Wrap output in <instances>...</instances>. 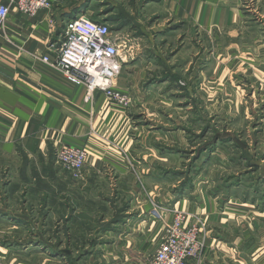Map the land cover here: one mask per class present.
Instances as JSON below:
<instances>
[{"label":"crops","instance_id":"obj_1","mask_svg":"<svg viewBox=\"0 0 264 264\" xmlns=\"http://www.w3.org/2000/svg\"><path fill=\"white\" fill-rule=\"evenodd\" d=\"M79 16L108 21L121 39L132 38L114 84L134 98L133 109L119 107L100 90L87 100L85 86L41 60L56 57L64 20ZM232 80L246 82L234 84L237 92L264 100V0H52L34 17L12 5L0 31V223H52V237L32 232L24 239L33 242L29 251L50 253L65 264H81L97 249L103 256L151 257L146 245L157 244L163 229L150 213L159 202L208 217L200 264H264V188L251 196V187L238 183L242 194L226 199L172 195L156 201L163 188L150 187L152 195L142 196L130 163L155 176L153 161L173 159L166 147L188 143L189 115L197 123L205 119L199 103L205 82L217 89ZM155 97L171 106L166 119H150L145 125L151 129L142 135L138 116L142 107L153 108L148 116L158 113ZM189 98L193 115L187 114ZM174 108L181 109L182 120L174 118ZM63 144L88 148L81 178L56 163ZM143 144L157 147L143 153ZM258 160L264 172V155ZM114 192L120 194L119 208L110 204ZM113 234L124 237L120 248L113 247ZM21 250L0 245L9 264L22 263L15 254Z\"/></svg>","mask_w":264,"mask_h":264},{"label":"rangeland","instance_id":"obj_2","mask_svg":"<svg viewBox=\"0 0 264 264\" xmlns=\"http://www.w3.org/2000/svg\"><path fill=\"white\" fill-rule=\"evenodd\" d=\"M243 4L244 7L248 5L245 3ZM252 9H256V6L254 5ZM122 40L124 43L126 42L124 51L126 49L130 50L132 38L122 37ZM205 83L207 92L205 97L199 98V103L202 106V113L205 119L197 123L194 122L189 115L190 129L186 132L188 143L186 145H168L166 147L169 153L172 154V156L174 155L173 159L167 161H153V164L158 167V173H155V176L152 175L149 177L138 170L139 166L137 162H130L133 166L130 165L133 174H135V180L141 188L142 196H147V194L152 195L149 189L156 185L163 188V193L161 195L154 196L156 201H160L161 199L166 200L172 195L175 196V198L185 196L187 201H190L196 196H207L208 194L210 197L218 196L219 198L226 199L232 193L237 192L238 194H242L247 187H251V189H249L251 196H260L258 195L260 189L262 190L264 188V172L262 166L257 167V165L258 163L262 164L258 159L264 155V144L262 142L264 139V130L262 129L264 125V100L262 97L248 96V91L246 90L237 92L234 84L245 86L246 82H241L239 80L223 81L220 85L218 84L219 86L217 89H212L209 84L210 82L207 81ZM123 92L128 94L131 98V105L125 109H129L130 107L133 109L134 98L128 92ZM169 99L172 98L165 97L164 100L167 102ZM184 99L185 98L178 100V103L172 104V107H179V102H182ZM145 101H149V99ZM168 102L169 103H164L160 98L155 97L153 104H155L156 108L159 106L160 108L158 113L152 116H148V113L149 111L151 112L153 108L150 109V106L149 108L142 107L141 110L144 114L138 116V121L143 125L142 135L147 133L145 132L147 128L148 130L151 129L149 125H145L150 122V119L153 121L159 119L163 121L166 119L167 107L171 106V102ZM187 102H189V104L186 105L187 108L188 106L190 107L187 109L188 114L194 111L191 109L194 102L192 98H189ZM149 104L151 105V103ZM180 110L181 109L174 108L173 116L177 118V120H182V113H180ZM190 114L193 115L194 112ZM204 126L205 129L202 132ZM153 147L156 148L157 146L143 144L141 149L143 153H145L144 151H148L147 149L152 150L154 149ZM163 148L162 150H164ZM256 157H258V159H256ZM149 158L150 157H148V159ZM247 158L254 159L252 165L247 163ZM140 163L142 165L144 162L142 161ZM59 166L61 165L59 164ZM62 168L65 169L64 167ZM72 175L75 178L73 173ZM78 178H81V176ZM238 183L243 185L242 188L244 189L235 186V184L237 185ZM109 198L111 206L117 207L118 205L119 208L120 194L117 192L109 193ZM158 203L159 202H157V204ZM194 214L202 217L208 227V217L206 218L200 212H194ZM98 225L100 224H96L94 227L98 228ZM15 226L16 227H11L7 223H0V245L12 246V248L16 250L22 249L15 253L19 255L18 258L22 260L21 264H65L64 259L54 258L50 253L38 255L35 251H29L27 247L33 244V242L30 243L28 239H24L30 236L32 232H39L40 236L45 233L52 237L54 232V225H52V223L40 226L32 225L29 227L18 223ZM117 235L118 234H113L109 238L111 240L114 239L112 242L114 248L121 247L120 240L124 242V237H120L122 239L119 240ZM161 236L162 233L159 232L157 244L152 242V246L149 244L146 245L147 249L151 250V256L158 246ZM207 239L206 235V246L200 258L193 260L194 264H200L207 247ZM50 242L52 243L53 241ZM147 243L149 242L147 241ZM95 247L96 246H94V248ZM99 247L103 248L101 243H99ZM97 250L99 251H96L92 258H81L82 260L84 259L81 264H150L151 257L148 256L141 258L124 257L123 255L103 256V253H101L102 249ZM5 253L6 251H0V264H9V262H11L10 260L9 262L7 261L8 255Z\"/></svg>","mask_w":264,"mask_h":264},{"label":"built area","instance_id":"obj_3","mask_svg":"<svg viewBox=\"0 0 264 264\" xmlns=\"http://www.w3.org/2000/svg\"><path fill=\"white\" fill-rule=\"evenodd\" d=\"M29 17L41 9L50 8L52 0H9L0 5V31L5 28L11 6ZM249 9V5H245ZM64 26L54 46L56 57L46 55L41 60L62 73L69 82L85 86L87 100L94 91H102L107 99L125 109L131 105L128 94L114 84L122 68V55L126 42L116 35L111 24L105 20L79 16L64 20ZM126 47V46H125ZM87 147L63 144L56 150V160L76 178L86 167ZM151 215L163 222V231L158 247L151 256L150 264H188L199 259L206 246L207 225L203 218L182 208L156 204ZM167 214H172L170 220Z\"/></svg>","mask_w":264,"mask_h":264}]
</instances>
